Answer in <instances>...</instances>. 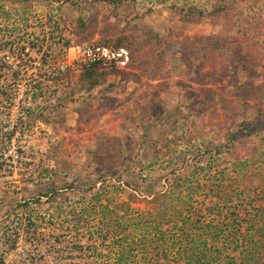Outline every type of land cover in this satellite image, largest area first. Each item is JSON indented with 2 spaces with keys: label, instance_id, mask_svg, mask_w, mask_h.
<instances>
[{
  "label": "rangeland",
  "instance_id": "obj_1",
  "mask_svg": "<svg viewBox=\"0 0 264 264\" xmlns=\"http://www.w3.org/2000/svg\"><path fill=\"white\" fill-rule=\"evenodd\" d=\"M230 1L238 4L243 13L234 23L227 25L231 33L237 34L239 30L242 32L240 36L245 40H248V36L256 35L254 39L257 42H251L257 44L254 57L261 63L255 66L251 73L243 70L234 72L226 60L228 55L220 56V59L205 66L198 56L188 55L186 44L200 35H224L228 21L219 24L209 20L186 22L177 14L176 8L181 5H195L210 12L216 0H123L119 8L103 0H0V11L5 9L8 12L7 20L0 15V116L8 113V98L4 99L7 89L9 97L14 96L11 95L15 94L14 88L25 90L35 81L38 86L43 82L46 88L43 100L37 104L39 111L35 112H41L42 116L33 121L27 118V123L24 124L27 130L33 131L36 144L45 156L42 165L33 172L38 173L39 179L33 186H23L25 179H15L17 182H12L8 180V175L2 173L0 217L14 214L15 208L22 210L19 204L32 200L31 198L52 186L64 188L72 186L74 182L76 186H80L93 181L98 182L99 186L100 180L108 172L92 164L93 153L101 145L120 139L123 142L124 156L128 154V143L135 144L136 147L134 156L122 164L123 180L127 185L123 188L137 190L143 197L153 196L155 192L168 189L164 186V178L177 168L183 177H190V186L196 191L194 205L200 218L198 223L206 226L213 220V225L216 224L217 230L221 231V241L215 243L210 252L219 256V262L224 264H241L240 252L232 249L230 240L235 233L243 241L246 238L257 239V228L264 222V198L259 194L257 199L250 202L256 193H252L250 198L247 193L242 197V184L232 202L228 203L227 198L219 200L213 194L219 192L221 183L225 187L230 182V177L238 175L235 171L238 166L227 161L223 166H214L209 171L199 168L197 171H189L190 168L186 167L187 161L183 159L198 164L208 161L211 153L215 151L213 149L208 152L206 143L224 141L225 132L232 126L230 128L247 132V137L242 138L255 141L259 147L256 152L251 149L252 143L247 147L238 144L235 157L248 161L244 167L247 171L264 169V142L261 141L264 128L247 131L241 115L234 118V124H231V121L226 120L218 101L221 99L220 94L228 99L233 97L248 81L259 85L264 94V0ZM96 13L99 16L98 22L91 28L95 33L89 35L91 29L88 28L84 33L77 34V20L80 17L89 20ZM149 30L157 33L162 43H168L170 51L173 52V55L167 52L163 62L146 56L145 65L135 61L125 72L108 73L105 82L92 90L83 88L79 81L84 70L71 68L49 81L47 65H57L55 56L60 53L64 44L65 47L73 48L102 42L103 39L113 43L112 39L116 33L142 36ZM84 35L88 37L84 38ZM20 46L25 49L22 50V59L17 60L16 54ZM69 52L72 56L75 53L71 48ZM52 54L54 56L50 58ZM157 64L162 70L156 69ZM17 72L23 73V76L18 77ZM26 75L32 79L17 85L15 80L22 77L24 79ZM208 87L216 90V110H209L204 115L190 111V106H193L194 110L200 107L202 99H198V92ZM66 94H71L70 99L61 103L64 102L62 98ZM249 103L257 104L264 110V97L261 92L253 95ZM257 105L249 108L247 112V121L250 123L260 113ZM191 136L194 138L190 144ZM226 150V157L229 158L231 154ZM174 156L176 159L174 158L173 166L166 165ZM184 168L188 169L183 171ZM223 173L227 174L226 180L219 182ZM212 177L215 182H212ZM189 184L190 182H183L184 186ZM232 186H236L235 189L238 187L236 182H232ZM113 190L115 203L127 199L128 195L126 192L122 193L119 183L113 186ZM60 194L59 198L64 197L62 194L71 196L68 190ZM36 206L38 212H35L34 207H28V211L31 210L29 214L36 218L38 214L44 217L45 213L53 211L50 209L46 212L44 203ZM81 206L83 211L89 208L86 203ZM158 207L153 208L145 202H133V216L129 222L139 226V235L152 236L158 229L159 235L171 243L174 232L171 225L160 229L149 221V213L157 212ZM219 209H223L220 215ZM227 210L234 212V215L226 217ZM196 217L194 214V218ZM256 221L257 227H250ZM90 222L91 220L86 218L84 225L77 231V235L81 236L80 247L74 246L70 252L71 245L62 244L61 250H64V253L68 250L70 253L68 257L61 258L60 264H107L116 257L110 242L101 237L96 240L88 237L89 230H98L100 226L99 223ZM47 230L41 229L43 232L40 234L49 233ZM58 233L66 235V242L76 235L74 231L64 229H59ZM21 236L17 250L26 251L33 248L45 252L49 257L48 262L54 260L53 255L48 253V244L43 243L41 247H35L34 237L26 236V231ZM136 248V255L131 264H188L179 256L178 247L169 248L168 258L162 255L161 250L157 252L152 248V254L144 256L140 253L142 247ZM244 248H250V242H245ZM0 260L3 264H8L7 244H0Z\"/></svg>",
  "mask_w": 264,
  "mask_h": 264
},
{
  "label": "trees",
  "instance_id": "obj_2",
  "mask_svg": "<svg viewBox=\"0 0 264 264\" xmlns=\"http://www.w3.org/2000/svg\"><path fill=\"white\" fill-rule=\"evenodd\" d=\"M122 1L123 0H103V2L112 4L116 8L120 7ZM176 12L181 19L186 22H202L204 20H209L219 24V22L226 23L228 21V23L225 24L224 35H200L195 37L189 44H186L185 47H188L186 49L188 55L192 57L198 56L203 66L211 64L214 60L217 61L218 58L220 59V56L223 55H228V59L226 60L229 61L230 68L236 73L239 70L251 73L255 66L261 63V61H257L254 57L257 44H252L251 42L252 40L255 41L254 36L256 35L248 36V40H245V38L240 36L242 32L238 30L237 34H233L231 33V29L227 27L228 24L234 23L235 19L242 13L238 4L230 0H216L210 12L204 11L195 5L189 7L185 5L178 6ZM0 15L6 18L5 20L8 19V12L5 9L0 11ZM97 15V13L94 14L89 20L80 17L77 20L76 33L81 34V32L84 33L88 28L89 30L94 28L98 22L99 16ZM93 33H95V31L91 29L89 35ZM83 37L87 38L88 36L84 35ZM106 40L107 39H103L102 42L95 44L127 47L131 53L130 68L135 64V61L140 62L142 66L145 65L146 62L144 59L146 56L151 59L157 58L159 62H163L166 59L167 52L169 55H173L168 43H162L159 35L150 30L145 31L142 36L116 33L112 39L113 43H109ZM64 46H66V44H64ZM146 48L148 49L146 50ZM24 49V46H20V50L16 54L17 60L22 59L20 57ZM221 63L224 64L223 62ZM222 66L226 67L225 65ZM156 69L162 70L158 64L156 65ZM126 70L128 69L107 70L93 65L81 73L79 81L83 88L92 90L105 82L108 73L125 72ZM24 77V79L23 77L17 78L15 81L22 84L23 81L32 79L28 78V75ZM42 87H44V83H40V86L36 85V83L34 85V88L39 90ZM5 92L4 99L8 98V89ZM259 92H261L264 97L261 87L255 85L253 81H248L245 82L239 92L235 93L234 96L229 99L220 94L221 99H218V101H220L226 120L234 124V118L241 115L240 117H243V122L247 131L254 128L262 130L264 128V110L257 104L251 105L249 103L252 96ZM70 97L71 94H66L62 98L64 102L61 103H65ZM215 97V89L210 87L202 88L198 92V99H202L200 107L194 110L192 108L193 106H190V111L192 110L197 114L204 115L209 110H216ZM36 98L37 93L34 94V99ZM256 105L260 113L250 123L247 121V112L249 108H254ZM39 116H42L41 112L35 113V111H32L29 118L33 121V119ZM230 127H228V131L224 134V141H220V143H206V150L208 152L213 151V149L215 151V153H211V157L208 161L198 164V162L191 163L188 162L189 160L186 158H183L187 161L186 167L190 168L189 171H197L198 168L209 171L214 166H223L227 161L234 162L235 165L238 166L237 170H235L238 172V175L232 178L230 177V182L225 187L222 186L221 184L223 183H221L220 187H218L219 192L216 191L213 194L215 198L219 200L227 198L229 201L228 203L232 202L242 184V197L243 194L247 193L249 194L248 198H250L252 193H256V196H254L250 202L257 199L259 194H261V198H264V169H259L254 172L251 170L247 171L244 167H246L248 161L235 157L238 153V144L247 147L252 143L251 149L256 152L259 150V147L254 143L255 141H250L249 138H242L247 137L245 136L247 132H243V130L239 128L232 129ZM193 138L194 137L191 136L189 140L190 144ZM261 141L264 142V137L261 138ZM122 149L123 142L117 139L101 145L99 149L94 151L92 164L108 172V174L100 180L99 186H97L98 182L96 181L90 182L87 185L81 184L80 186H76L74 182L72 186L64 188L52 186L35 198H31L32 200L19 204L22 210H20V208L13 209L15 213L17 211L28 212V207H34L36 210L35 212H38L37 210L39 209L36 205H42L44 203L47 207L45 208L46 212L53 209L52 213L48 212V218L38 214L37 218L33 217L29 223L25 225L21 223L19 227L12 226L14 224L11 220L13 214H9L8 218H0V244L4 243L8 245V264H60L61 258L64 256L68 257L69 253L72 251V247H78L82 243L81 236L77 235V231L84 225L86 218L91 220L90 224L94 221L100 225L98 228L99 231L94 228L95 231L91 227L94 231L92 230L91 232V230H89L88 232H90V235L88 237L92 240L100 239L101 237L104 241L110 242L111 247H114L113 254H115L116 257H114L112 261H108L107 264H131L136 255V247L139 246L142 247L140 253L144 256L151 255L153 248L157 252L161 250L162 255L168 258L169 248L178 247L179 256L185 259L188 264H224L219 262V256H214L213 251V253L210 252L211 247H215V243L221 241V231L217 230L216 224L213 225V220L206 224L207 227L201 226L200 223H198L200 222V218H198L199 214L194 205L196 191L193 186H190L192 185L190 177H183L180 172H178V169L174 168L172 172L167 174L164 178V186H167L168 189L163 192L159 191L153 193V196L143 197L138 194L137 190H125L123 187L127 185L123 180L124 174L121 170L122 164L124 161L134 156L136 147L135 144L128 143V145H126L128 152L126 156L122 154ZM225 149L231 154L229 158L226 157ZM224 153L225 156H223ZM174 158L175 156L173 158L171 157L166 165L170 167L173 166ZM188 168H184L183 171H186ZM226 176L227 174L223 173V176L219 178V182H224ZM212 178V182H215V178ZM183 182L184 184L190 182V184L184 186ZM232 182L233 184L234 182L237 183V189H235L236 186H232ZM117 183L122 186V193L126 192L128 195L127 199L122 200L120 203L114 202L115 198L112 194L114 191L113 186L117 185ZM62 189L68 190L71 196L62 194L64 197L59 198V195H61L60 193L64 192ZM210 189L212 190L213 188L210 187ZM43 197H45V200H43ZM133 202H145L146 204H151L153 208L159 206L157 212L149 213V221L155 223L160 229L165 227V225H171L170 227L174 229L172 236L173 241L171 243H168L167 239L159 235L158 232L160 230L158 229L152 236L149 234L139 235V233H137L139 226L130 224L129 222L130 217L133 216L131 212ZM84 203H86L87 206L89 205V208L85 211L82 210L81 206ZM238 205L239 204H237V207ZM237 210L239 209L237 208ZM30 211L31 210H29V212ZM218 212L219 215L222 214L223 209H219ZM194 214L197 215L196 218H194ZM225 215L226 217H230V215H234V212L227 210ZM256 223L257 221L252 223L250 227H257ZM43 228L48 229L47 231L49 233L45 235L40 234L44 231H40ZM59 229L74 231L76 235L71 237L69 242H66V235L58 233ZM257 229L259 231L257 239L246 238L243 241L238 238L239 235L235 233L230 240L232 249L235 252H240L241 264H264V222L261 227ZM24 231H26V236L30 238L34 237L35 247H41L43 243L48 244L50 249L48 253H50L49 255H53L54 260L48 262L47 259L49 257L45 255V252L34 250L33 248H28L26 251L17 250V246L22 240L21 235ZM245 242H250V248H244ZM63 243L71 245L70 252L67 250L68 253H64V250H61ZM0 264H3L1 260ZM158 264L162 263L160 262Z\"/></svg>",
  "mask_w": 264,
  "mask_h": 264
},
{
  "label": "built area",
  "instance_id": "obj_3",
  "mask_svg": "<svg viewBox=\"0 0 264 264\" xmlns=\"http://www.w3.org/2000/svg\"><path fill=\"white\" fill-rule=\"evenodd\" d=\"M70 48L75 51L73 56L69 52ZM53 56L52 54L50 58ZM55 60L58 61L57 65H47L49 81L71 68L82 71L97 65L101 69L107 70L129 69L131 53L127 47L108 44H90L73 48L62 46L60 53L55 56ZM17 76L21 77L23 73L17 72ZM35 83L36 81L25 90L14 88L15 94H11L14 96L8 97V113L0 116V177L2 173H5L8 175V180L12 182H17L15 179H25L23 186H33V183L38 181V173L33 174V172L45 160L42 149L36 144L33 131L27 130L24 126L30 113L39 111L37 104L43 100L46 94V88L42 87L40 90L34 88ZM35 93H37L36 99H34ZM17 212L11 216L14 227H19L21 223L25 225L33 219V214H29V211ZM45 216L48 218V214L45 213ZM0 218H8V215Z\"/></svg>",
  "mask_w": 264,
  "mask_h": 264
}]
</instances>
